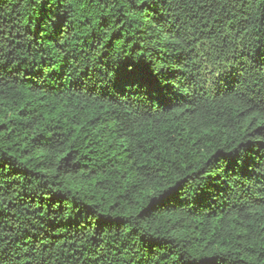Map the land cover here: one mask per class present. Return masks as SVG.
<instances>
[{
	"label": "trees",
	"instance_id": "obj_1",
	"mask_svg": "<svg viewBox=\"0 0 264 264\" xmlns=\"http://www.w3.org/2000/svg\"><path fill=\"white\" fill-rule=\"evenodd\" d=\"M0 264H264V0H0Z\"/></svg>",
	"mask_w": 264,
	"mask_h": 264
}]
</instances>
